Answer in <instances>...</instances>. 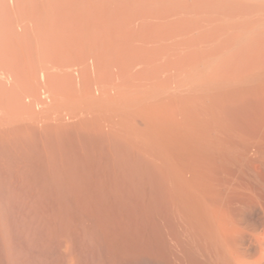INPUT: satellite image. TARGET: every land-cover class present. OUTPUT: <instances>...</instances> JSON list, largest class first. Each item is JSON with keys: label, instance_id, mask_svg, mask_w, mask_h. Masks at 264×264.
Masks as SVG:
<instances>
[{"label": "bare ground", "instance_id": "1", "mask_svg": "<svg viewBox=\"0 0 264 264\" xmlns=\"http://www.w3.org/2000/svg\"><path fill=\"white\" fill-rule=\"evenodd\" d=\"M0 264H264V0H0Z\"/></svg>", "mask_w": 264, "mask_h": 264}]
</instances>
